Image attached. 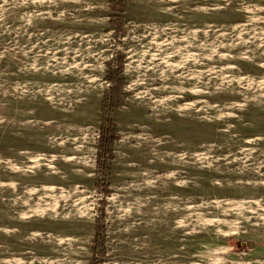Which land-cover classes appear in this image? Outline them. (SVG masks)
<instances>
[{"label": "rangeland", "instance_id": "rangeland-1", "mask_svg": "<svg viewBox=\"0 0 264 264\" xmlns=\"http://www.w3.org/2000/svg\"><path fill=\"white\" fill-rule=\"evenodd\" d=\"M0 264H264V0H0Z\"/></svg>", "mask_w": 264, "mask_h": 264}, {"label": "trees", "instance_id": "trees-1", "mask_svg": "<svg viewBox=\"0 0 264 264\" xmlns=\"http://www.w3.org/2000/svg\"><path fill=\"white\" fill-rule=\"evenodd\" d=\"M118 70H119V68L116 69V70H109V71L107 72V74L109 75V73L111 74V73H114V72H117V73H118ZM114 74H115V73H114Z\"/></svg>", "mask_w": 264, "mask_h": 264}]
</instances>
